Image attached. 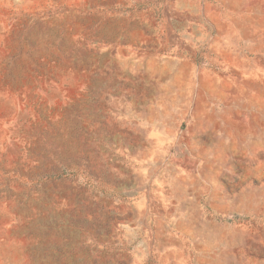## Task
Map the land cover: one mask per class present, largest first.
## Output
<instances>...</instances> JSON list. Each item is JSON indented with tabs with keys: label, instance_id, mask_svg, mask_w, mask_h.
Here are the masks:
<instances>
[{
	"label": "rangeland",
	"instance_id": "rangeland-1",
	"mask_svg": "<svg viewBox=\"0 0 264 264\" xmlns=\"http://www.w3.org/2000/svg\"><path fill=\"white\" fill-rule=\"evenodd\" d=\"M0 264H264V0H0Z\"/></svg>",
	"mask_w": 264,
	"mask_h": 264
}]
</instances>
